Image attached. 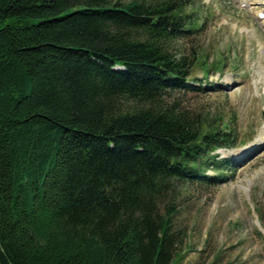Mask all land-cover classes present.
Wrapping results in <instances>:
<instances>
[{"label":"trees","instance_id":"16d2710c","mask_svg":"<svg viewBox=\"0 0 264 264\" xmlns=\"http://www.w3.org/2000/svg\"><path fill=\"white\" fill-rule=\"evenodd\" d=\"M212 14L203 0H0V264L182 262L179 194L224 182L216 152L238 138L171 101L226 65L172 51Z\"/></svg>","mask_w":264,"mask_h":264},{"label":"rangeland","instance_id":"374dc122","mask_svg":"<svg viewBox=\"0 0 264 264\" xmlns=\"http://www.w3.org/2000/svg\"><path fill=\"white\" fill-rule=\"evenodd\" d=\"M248 1L253 4L243 7L240 0H203L213 13L203 34L172 44L173 52L203 51L226 65L207 80L196 73L198 90L171 101L211 121L234 123L238 135L234 148L217 151L218 159L233 163L226 180L179 194L173 233L184 243L180 264H264V19L257 17L264 0Z\"/></svg>","mask_w":264,"mask_h":264},{"label":"bare ground","instance_id":"6f19581e","mask_svg":"<svg viewBox=\"0 0 264 264\" xmlns=\"http://www.w3.org/2000/svg\"><path fill=\"white\" fill-rule=\"evenodd\" d=\"M244 1H246V0H244ZM248 1V0H247ZM248 4H253L252 2H250V1H248ZM263 24H264V22H263ZM261 140L263 141L264 140V130H263V132L261 133Z\"/></svg>","mask_w":264,"mask_h":264}]
</instances>
